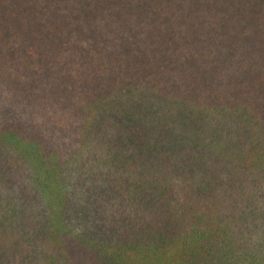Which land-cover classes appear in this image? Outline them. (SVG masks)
<instances>
[{
  "label": "trees",
  "instance_id": "obj_1",
  "mask_svg": "<svg viewBox=\"0 0 264 264\" xmlns=\"http://www.w3.org/2000/svg\"><path fill=\"white\" fill-rule=\"evenodd\" d=\"M0 264H264V0H0Z\"/></svg>",
  "mask_w": 264,
  "mask_h": 264
}]
</instances>
